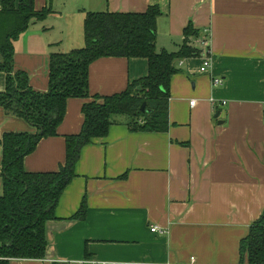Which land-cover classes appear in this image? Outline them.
<instances>
[{
  "label": "crops",
  "instance_id": "obj_1",
  "mask_svg": "<svg viewBox=\"0 0 264 264\" xmlns=\"http://www.w3.org/2000/svg\"><path fill=\"white\" fill-rule=\"evenodd\" d=\"M70 2L35 0L37 11L52 12L15 44V68L29 75L37 92L48 91L51 54L74 49L73 20L77 15L83 25L87 12L144 13L158 6L157 49L177 52L192 24L200 32L192 40L200 54L176 62L169 131L132 133L119 119L107 138L85 147L77 177L56 209L58 219L47 224L45 259L11 264H75L88 259L87 251L89 260L107 264H240V243L264 213V0ZM201 40L209 41L207 73L201 72ZM148 68L145 59H100L90 67V95L120 93L146 77ZM5 85L0 72V93ZM86 102L69 100L59 135L42 140L25 159L28 172L59 170L65 137L81 131ZM11 132L35 129L0 107V138ZM1 163L0 148V196ZM84 200L86 218L72 220ZM152 227L167 232L153 233Z\"/></svg>",
  "mask_w": 264,
  "mask_h": 264
},
{
  "label": "trees",
  "instance_id": "obj_2",
  "mask_svg": "<svg viewBox=\"0 0 264 264\" xmlns=\"http://www.w3.org/2000/svg\"><path fill=\"white\" fill-rule=\"evenodd\" d=\"M52 10L35 9V0H1L0 72L6 76L0 107L6 115L21 119L35 132L5 133L2 150L0 196V264L13 260H43L48 240L47 224L57 220L56 209L67 188L77 177L81 153L96 140L109 135L119 119H126L132 133L166 134L171 82L180 73L177 60L196 57L192 45L200 32L190 24L185 40L175 53L157 49L158 6L144 13L87 12L84 23L85 47L51 54L49 85L45 93L35 91L29 75L15 68V44L35 21L46 19ZM105 58L145 59L148 75L130 82L120 93L90 95L91 65ZM71 99H88L82 107L84 122L78 134L65 137V161L55 172H28L25 159L42 140L57 137ZM146 103L145 111H141ZM84 200L72 220H84ZM86 256L89 259L88 251ZM240 264H264V213L250 227L240 243Z\"/></svg>",
  "mask_w": 264,
  "mask_h": 264
},
{
  "label": "built area",
  "instance_id": "obj_3",
  "mask_svg": "<svg viewBox=\"0 0 264 264\" xmlns=\"http://www.w3.org/2000/svg\"><path fill=\"white\" fill-rule=\"evenodd\" d=\"M206 33H209V31H206ZM209 41L208 40H201L199 41V45L203 48L204 50V56L202 57V66H201V72L202 73H207L211 67V52L209 51ZM213 84L216 86H221L223 84L222 79H213ZM210 103L213 107H216L217 102L215 99H211ZM196 104V101H191L190 105L192 107H194ZM222 104H226L225 102H223ZM151 232L153 233H159L161 235H165L166 234V230L165 229H160L158 227H152L151 228ZM192 262H194V259H192ZM75 264H107V263H101L95 260H89V259H85L82 261H78L75 262ZM193 264V263H191Z\"/></svg>",
  "mask_w": 264,
  "mask_h": 264
},
{
  "label": "rangeland",
  "instance_id": "obj_4",
  "mask_svg": "<svg viewBox=\"0 0 264 264\" xmlns=\"http://www.w3.org/2000/svg\"><path fill=\"white\" fill-rule=\"evenodd\" d=\"M68 1V5L69 3H71V0H67ZM105 12V11H104ZM69 13H72L71 9H69ZM79 18L75 17V19L73 20V22L75 23V28H74V39L71 40V43L74 44L73 47L74 49H81L83 47H85V39H84V29H83V25H79V23L77 22ZM79 26V27H78ZM71 47V45H69ZM73 49V50H74Z\"/></svg>",
  "mask_w": 264,
  "mask_h": 264
},
{
  "label": "water",
  "instance_id": "obj_5",
  "mask_svg": "<svg viewBox=\"0 0 264 264\" xmlns=\"http://www.w3.org/2000/svg\"><path fill=\"white\" fill-rule=\"evenodd\" d=\"M146 106H147V105H146V103H143V105H142V107H141V111H143V112H144V111H145V109H146Z\"/></svg>",
  "mask_w": 264,
  "mask_h": 264
}]
</instances>
